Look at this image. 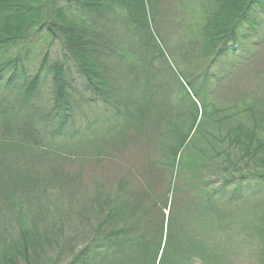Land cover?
Wrapping results in <instances>:
<instances>
[{"label": "trees", "instance_id": "1", "mask_svg": "<svg viewBox=\"0 0 264 264\" xmlns=\"http://www.w3.org/2000/svg\"><path fill=\"white\" fill-rule=\"evenodd\" d=\"M200 1L202 26L167 50L153 28L159 0H0V168L10 156L33 160L57 140L79 136L70 127L94 104L107 113L104 143L134 126L145 131L148 122L157 140L176 142L166 151L169 164L159 162L172 170L167 192L119 183L113 199L87 209L111 205L92 239L65 264H224L231 230L247 245L259 243L254 255L264 264V91L229 108L210 102L214 81L235 67L223 60L250 62L264 44V0ZM161 73L192 101L193 112L170 121L160 136L154 81ZM47 84L52 91L45 98ZM98 134L90 129L82 141L97 145ZM231 150L248 166L234 173L216 169L233 159ZM185 168L193 176L192 200L201 194L206 208L178 221L173 183ZM246 199L256 200L249 222L240 219ZM206 215L217 221L209 223ZM18 224V236L0 242V264H38L39 228Z\"/></svg>", "mask_w": 264, "mask_h": 264}, {"label": "rangeland", "instance_id": "2", "mask_svg": "<svg viewBox=\"0 0 264 264\" xmlns=\"http://www.w3.org/2000/svg\"><path fill=\"white\" fill-rule=\"evenodd\" d=\"M204 8V3L200 0H159L158 16L153 28L154 32L161 34L163 48L172 50L184 42L185 37L194 36L196 29L202 26L206 18L202 13ZM223 63H229L228 67H235L228 69L225 79L214 81L211 103L217 107L229 108L242 101L248 102L254 96H262L264 44L258 48L250 62L230 57L223 60ZM154 86L159 88L155 114H160L158 118H162L159 120L162 121V126L157 130L161 136L166 133L170 121L178 122V118L187 112L189 116V112H193V106L191 100L185 101L168 74L161 73L154 81ZM51 91V86L47 84L44 87V97H49ZM83 109L85 110L78 115L77 125L70 127L74 134L78 131L79 136L73 140H57L60 144L33 160L29 156H10L0 168V242L10 243L18 236L20 220L31 232L37 231L38 227L40 241L36 252L41 259L38 264H65L70 261L75 251L82 249L92 239L91 232L105 219L111 205H103V208L95 212H88L87 209L92 207L91 204L95 206L106 199H113L112 195L117 191L119 183L127 182L137 192L149 185L153 192L154 187L161 193L168 190L172 170L169 166H160L159 162L166 160L169 164L172 158L167 157L166 151H169L170 145L171 149L175 147V139L157 140L151 132L153 126L148 122L150 130L144 131V126H134L125 130L121 139L113 137L104 143V131L100 128L105 125L107 113L95 104ZM188 116L183 120L186 125L191 122ZM97 117L100 118V126L94 124ZM151 123H155V120L152 119ZM107 126L108 124L105 128ZM90 129L99 132L93 139L98 142L97 145L90 141L86 144L88 140L82 141V136L86 138L85 133L88 134ZM80 130L83 132L80 133ZM231 154L233 159L223 161L216 169L222 168L227 173L243 169L246 163L239 158L241 154L235 156L233 150ZM232 163L239 165L236 167ZM191 174L190 168L182 169L177 174L176 184L175 181L173 183L176 192L171 207L175 208L178 221L194 218L206 208L205 198L197 191L200 194L199 200H192L196 193L191 187ZM249 195L250 191H247L246 196ZM246 200L244 215L240 219L249 222L256 217V200ZM12 204L19 206L16 208L17 212L10 208ZM161 211L163 208L159 213ZM164 212L166 215L169 213L168 210ZM156 217L157 213L154 211L152 220ZM206 218L209 223L217 221L211 215H206ZM107 231L108 228L103 233ZM226 235L230 248L224 264H261L258 262V255H254L258 242L247 245L248 240L239 237L233 230Z\"/></svg>", "mask_w": 264, "mask_h": 264}]
</instances>
